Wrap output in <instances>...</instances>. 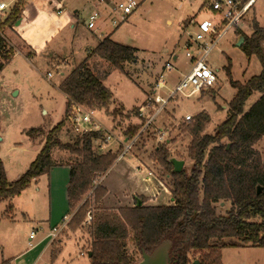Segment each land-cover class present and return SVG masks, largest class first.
Here are the masks:
<instances>
[{
  "label": "rangeland",
  "instance_id": "374dc122",
  "mask_svg": "<svg viewBox=\"0 0 264 264\" xmlns=\"http://www.w3.org/2000/svg\"><path fill=\"white\" fill-rule=\"evenodd\" d=\"M7 1H12L13 8L17 0ZM62 2L36 1L42 12L33 21L34 14L29 17V33L34 36L41 34L40 39L46 36L49 40L41 43L44 46L37 55H29L16 33L20 35L24 27L28 28V16H24L23 26L2 28L12 53L10 61L0 72V160L8 181H15L26 172L41 150L45 135L61 120H65L60 133L61 142H70L76 136L66 117V98L59 85L90 55L89 67L112 92L108 105L96 109V115L105 130L114 134V139L97 152L110 149L113 153L119 152L117 160L105 174L96 179L95 184H104L115 193L122 194L124 204L133 203L134 195L144 197L147 200L145 205L149 206L172 204V179L158 160V148L168 150L171 158L184 160L183 169L188 173L191 171L193 161L188 156V149L192 135L185 129L200 113L208 116L209 123L204 132L211 134L228 118L229 103L236 94L227 73L228 67L232 79L243 84L262 71L259 58L246 55L237 45L240 40L237 30L239 27L245 34L251 35L254 20L264 28V0H256L237 29L228 31L207 55L205 60L217 75L215 86L189 97L177 94L149 126L140 108L146 106L153 97L155 83L161 73L165 75L167 87L160 93L167 97L184 72L191 67L193 62L186 55L185 43L195 33L198 22L212 18L210 12L203 8L204 0H144L124 21L115 15L120 24L117 26L110 21L106 25L112 29L118 27L113 39L137 49L136 60L125 63L123 72L92 53L99 44L96 34L100 36L106 31L98 29V20L92 29L88 28L87 22L91 13L101 8L95 6L94 0ZM75 7L77 14H73ZM7 17L5 14L4 20ZM191 51L197 54L195 47ZM174 56H177L173 62L175 68L165 70V64L172 62ZM260 96L261 93L252 95L246 101L244 110L247 111ZM145 110L152 114L155 108L150 105ZM32 128L41 129L44 133L36 131L28 135L27 132ZM134 132L132 139L137 138L135 143L120 156L125 149L124 141L130 140ZM160 136L163 138L160 139ZM101 141L98 142L99 147ZM254 149L264 161V136L254 145ZM52 157L56 161H74L67 150L59 147L53 149ZM146 168L153 172L150 180L149 172L144 170ZM60 170L55 171V174H61ZM40 177L41 189L38 192L35 183H32L30 189L20 195L0 202V263L30 248L31 231L41 226L45 228L36 216L46 215L51 201L48 175ZM92 194L93 190L88 196L93 203ZM53 199V208L54 202L56 210L62 207V194L56 198L52 194ZM229 206L226 203L217 205V211L225 214ZM30 209L36 216L29 214ZM72 216L73 211H68L66 227L51 244L49 254L58 259V264H88L86 250L89 229L83 222L77 230H73L69 226ZM128 251L134 253L138 261L141 260L131 242ZM206 254L208 251H202L193 253L191 257L202 260ZM221 255L222 264H264V248L260 247H225L221 249Z\"/></svg>",
  "mask_w": 264,
  "mask_h": 264
},
{
  "label": "trees",
  "instance_id": "16d2710c",
  "mask_svg": "<svg viewBox=\"0 0 264 264\" xmlns=\"http://www.w3.org/2000/svg\"><path fill=\"white\" fill-rule=\"evenodd\" d=\"M23 6L24 2L17 0L0 24V72L12 57L2 28L15 25L22 17ZM237 32L243 38L240 47L246 55L259 58L262 71L243 84L232 79L228 67L231 85L236 89L229 103L228 118L213 134L204 132L209 123L204 113L197 115L185 129L192 135L188 156L193 167L189 173L184 169L176 172L168 150L158 148V160L172 179V204L149 206L145 205L144 197H136L134 206L104 207L102 201L108 190L95 182L110 169L119 152H97L102 139L98 132L75 134L70 142H61L65 120L49 130L35 160L15 181H8L0 160V202L20 195L34 179L56 165L65 164L70 167L67 192L73 211L69 226L77 230L86 221L87 214L92 215L86 225L90 234L86 250L90 264L137 263L135 254L128 251L130 242L142 256L143 250L151 253L161 242L169 240L172 264H195L192 254L202 251L208 254L202 260L197 259L199 264H222V248H264V161L254 149L264 136V28L254 20L251 35L240 28ZM136 52L134 47L110 37L92 51L122 72L125 63L136 60ZM89 58L90 55L59 85L67 97V118L73 103L96 110L106 107L112 99L111 90L89 67ZM256 93L261 96L245 111L246 101ZM36 131L44 133L32 128L27 134ZM131 134L130 140L135 132ZM55 147L67 150L74 161L53 159ZM91 190L93 203L88 196ZM138 201L142 204L138 205ZM222 203L230 205L225 214L217 211V205Z\"/></svg>",
  "mask_w": 264,
  "mask_h": 264
},
{
  "label": "built area",
  "instance_id": "2783aa9c",
  "mask_svg": "<svg viewBox=\"0 0 264 264\" xmlns=\"http://www.w3.org/2000/svg\"><path fill=\"white\" fill-rule=\"evenodd\" d=\"M144 0H118L115 2L112 10L114 18L111 19L114 25H119L116 16L120 17L121 21H124L127 16L133 13ZM256 0H204L203 8H206L212 18L204 19L198 22L195 27L196 31L190 36L185 43L186 55L192 59V65L184 72L183 76L176 84L175 88L170 91L167 97L163 96L160 91L167 87L164 73H161L155 83L154 93L151 100L146 106L140 108L141 115H144L148 126L153 122L156 116L165 108V105L174 98L177 94L189 97L195 93L203 90L210 89L215 86L217 82V75L215 71L208 65L205 60L209 52L216 46L224 35L232 28L239 26V23L245 19L249 10L254 6ZM11 2L7 0H0V24L4 21V15H8L12 9ZM102 15L101 10H94L87 22L88 28L95 27L96 21ZM116 15V16H115ZM197 49V54H193L191 49ZM167 62L165 64V70H173V62ZM188 91V93H187ZM152 105L155 111L151 113L146 112V108ZM68 119L71 122L72 130L75 134L83 135L90 132H98L102 135L103 142L101 141L100 149H103L106 144L114 139V134L110 131H106L105 126L98 120L96 110L88 108L84 105L73 103L70 105ZM163 136H160L162 139ZM134 140L124 141V152L120 155H124L130 150L135 143ZM143 170V169H142ZM149 172L148 179L153 176V172H150L147 168L144 169ZM92 219L91 213H88L85 225L89 224ZM68 222L67 218H64L60 225L53 226L51 228L50 237L54 241L60 232L66 227ZM36 235V230H32L30 233V239H33Z\"/></svg>",
  "mask_w": 264,
  "mask_h": 264
},
{
  "label": "crops",
  "instance_id": "0c3cea01",
  "mask_svg": "<svg viewBox=\"0 0 264 264\" xmlns=\"http://www.w3.org/2000/svg\"><path fill=\"white\" fill-rule=\"evenodd\" d=\"M22 1L24 2V6L22 7L23 10H22L21 23L18 27L24 25V23H25L24 16H26V17L28 16L27 17L28 18V24H27L28 25L27 26L28 31H27V29H25L26 27H24L22 34L19 35L18 32H16V33H17L18 37L20 38V40L22 41V43H24V48L26 49V51H28L29 55H31V56L33 54L37 55L40 52L41 47L44 46V45H41V43H43V42L46 43L49 40L46 36H45V39H40L41 34L40 35L35 34V36H34V34L29 33V27H30L29 17L32 14H34V18L32 19V21H33L37 15H38V17L41 15L42 10L38 7V5H36L37 0H22ZM59 1L62 2L65 0H59ZM116 1H118V0H94L95 6L96 5L99 6V9L101 8L100 10L102 11V15L98 19V23H100V26L98 29L101 31H104V30L106 31L105 33H101L102 35H100V36H98L96 34L97 40H99V43L103 39H105L106 37H110L111 39H113L114 35L117 32L118 27H115L114 29L106 27V25H108V23L111 21V19L114 18L113 17L114 13H113L112 8H113ZM62 3H64V2H62ZM58 12H60V9ZM77 13H78V10L75 7V9L73 10V14H77ZM44 18H45V16H44ZM14 27L17 28L16 25H14ZM174 58L177 59V56H174ZM64 96H65L66 102H67V97L65 94H64ZM110 150H112V149H110ZM58 169H61L60 171H62L61 172L62 175L60 173L55 174V171H57ZM42 175H45V174H42ZM46 175H48L49 197H50V201H51L50 205H49L48 213L46 215H44L43 217L38 216V215L37 216L34 215L36 213L32 212L31 211L32 209H30V213H29L31 216H36L37 220H39L41 225H45V228L43 226H41L40 229H38V230L35 229L36 235L34 236L33 239H30V236H29V242L31 244L30 248L26 249L25 251H23L21 254H19L16 257L3 260L1 263L6 261L10 264H58V262H57L58 259L53 258L49 254L50 246L53 243V241L51 240V237H50V232H51V228L53 226H56V225L58 226L59 222L61 220L63 221V219L66 218L67 212L70 211V207L67 208V206H69L68 205L69 203H68L67 189H68V184H69V179H70V167L68 165H65V164L64 165H56V166L52 167L50 169V171L48 173H46ZM40 176L31 182V184L35 183L36 192H38L41 189L39 186L40 181H41ZM61 177H62V180H61ZM102 181H103V179H102ZM31 184L26 188L27 190L30 189ZM103 186L106 187L108 190L107 195L104 197V199L102 201V203H103L102 205L104 207L120 208L123 205L124 206H134V202H136V195H134L135 201L133 203L124 204L123 203L124 202L123 201L124 196L122 194L115 193V191H113V189L109 186H106L104 184H103ZM52 194H53L54 198H56L58 195L62 194V198H63L64 203L62 202V207H58L57 210L55 207V204H56L55 202H54V208H53L54 199L52 200ZM66 202H67V206H65ZM46 225H49V227L47 228ZM34 240H35V243H32V242H34ZM46 255H47V257H46ZM76 264H79V263H76ZM88 264H90V262Z\"/></svg>",
  "mask_w": 264,
  "mask_h": 264
},
{
  "label": "water",
  "instance_id": "95a60500",
  "mask_svg": "<svg viewBox=\"0 0 264 264\" xmlns=\"http://www.w3.org/2000/svg\"><path fill=\"white\" fill-rule=\"evenodd\" d=\"M21 23V18L15 23L16 26H19ZM243 38L241 37L238 46L242 44ZM171 161L174 165L176 172H181L184 166V160H179L175 157L171 158ZM261 187L258 186V192H261ZM141 201H138V205H141ZM171 242L165 240L161 242L151 253L142 251L141 260L135 264H172V259L170 257ZM195 264H199L196 260Z\"/></svg>",
  "mask_w": 264,
  "mask_h": 264
}]
</instances>
